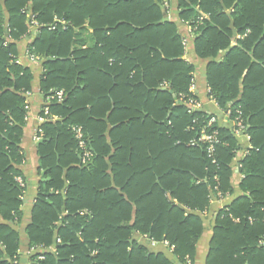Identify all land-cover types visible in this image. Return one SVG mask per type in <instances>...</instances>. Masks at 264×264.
I'll list each match as a JSON object with an SVG mask.
<instances>
[{"label": "trees", "instance_id": "1", "mask_svg": "<svg viewBox=\"0 0 264 264\" xmlns=\"http://www.w3.org/2000/svg\"><path fill=\"white\" fill-rule=\"evenodd\" d=\"M163 2L0 0V264L23 262L17 225L25 188L16 177L25 178L26 92L35 79L5 31L20 39L31 13L42 24L31 52L44 57L40 88L51 100L37 148L51 180L40 183L25 263L175 264L136 242V232L167 241L179 263L194 262L205 228L199 211L209 204L216 175L224 193L235 192L241 147L224 123L213 127L222 140L216 164L204 145H189L217 115L177 104L181 94L196 97L194 67L182 58L177 25L164 21ZM178 2L180 17L196 26L210 96L222 110L242 111L253 146L239 161L240 194L215 216L206 264H264V0ZM200 12L208 18L200 20ZM85 22L95 43L77 49L75 28L86 30ZM235 34L243 38L233 45ZM163 82L169 89H161ZM61 90L63 101L51 98ZM74 125L94 151L86 165Z\"/></svg>", "mask_w": 264, "mask_h": 264}, {"label": "crops", "instance_id": "2", "mask_svg": "<svg viewBox=\"0 0 264 264\" xmlns=\"http://www.w3.org/2000/svg\"><path fill=\"white\" fill-rule=\"evenodd\" d=\"M162 7L164 12V21L175 23L177 25L178 32L183 38L185 52L182 58L186 61H189L194 67V78L192 84H194L193 92L196 94L195 99L200 101L203 110L207 111L210 114H216L220 120L224 119L222 112L223 110L218 106L213 97L210 96V88L208 87L206 80L207 62L199 57L195 48L194 39L197 35L195 32L196 26L193 25L192 20H185L180 17L178 0H164ZM200 14V17H203V19L208 18L205 13L200 12ZM29 18L30 19L27 18L28 29L20 39L15 40V38L11 37L9 29L5 31V36L8 38V40L15 44L17 61L27 65L35 76V79L33 81V90L28 91L30 94L26 92V96L28 97L29 113L27 116V124L22 141L24 160L21 168L25 176V178H22L25 182L26 187L23 196V204L21 207V220L17 225V229L21 237V253L23 254V262L20 264H26V257L29 256V254L32 252L31 248H29L26 228L32 222L33 207L38 196L40 183L42 181L46 182L51 180V177L47 175V170L41 169L40 157L37 148L38 144L42 141V137L40 139H37V128L43 122L42 118H45L46 115L49 114V109L46 106L51 100L46 98V95L40 88V76L43 71L42 64L44 57L35 51L34 53L31 52L34 47L33 45L35 38L39 37L40 35L39 28L40 26H42V24H40L36 19V15H33L32 13L29 14ZM63 23L65 24L64 21ZM83 27L86 30H83L81 26L75 28V31L79 34L78 36H76V41L74 43V47L77 49H87L93 46L95 43V40L91 38L90 35L94 32L93 28L89 25L88 22H85ZM240 38H243V36L235 34V37L232 40L233 45H236V40ZM30 53L37 56L39 58V61L34 62L33 60H31ZM161 89H169V85L166 82H163V84H161ZM47 109L48 114L46 113ZM42 111H44L45 115H41ZM57 118L58 117H53L54 120H56ZM225 122L226 120L223 121V123ZM113 127L114 126H109L107 133H109V130ZM237 139L240 142L241 150L237 152L234 158L235 175L233 176V179L235 181V192L233 194L227 192L228 196L224 199L217 198L215 193L213 191L211 192V194L209 195L208 206L204 210L199 211L200 215L205 218V228L202 237L197 243L195 260L194 262H192L189 258H187L186 264H189L188 261L191 262L190 264H206L210 249V242L213 237L215 216L219 210L225 207L226 204L231 202L236 196L240 194V191L238 190V184L242 179V174L236 167L238 166L241 157H243L242 155L244 154V152H246L247 155L248 150L253 146L251 144V136L250 139L248 137ZM92 153L94 156L93 150ZM92 160L90 162H92ZM111 178L114 179L113 176H111ZM81 214H85V212H81ZM133 239L139 244L145 245L150 253L165 254L168 258L172 259L175 264H181L174 257L173 247H170L167 241L156 242L152 240L150 236L141 235L138 232L133 235Z\"/></svg>", "mask_w": 264, "mask_h": 264}, {"label": "built area", "instance_id": "3", "mask_svg": "<svg viewBox=\"0 0 264 264\" xmlns=\"http://www.w3.org/2000/svg\"><path fill=\"white\" fill-rule=\"evenodd\" d=\"M200 20H203V17H200ZM33 22H35V21H33ZM6 44L7 43H5L4 45H6ZM30 58L34 62L39 61V58L32 53H30ZM190 90L191 91L194 90V84H192ZM27 93L30 94L29 92H27ZM64 97H65V93L62 90L57 91L56 93H54L51 96L52 99L56 98L58 101H63ZM179 103L186 105L189 113H193L196 111L203 110L200 101L196 100L194 96H188V95L181 94L179 99L177 100V104H179ZM26 108L28 109L29 105H26ZM222 112H223L224 119L220 120L219 117L212 116L196 132L197 137L193 138L189 142V145L193 146V147H196L199 145H204L206 147L208 158L210 159L211 163H214V164L217 163V159H216L217 147H218V145H220L222 143L220 133H219V130L217 129V127L220 126L221 124H223L224 120H226V122L224 124H227L232 128L234 136H236L237 138L248 137L250 139V136L248 135V132H247V123L245 122V120L243 118V114H242L241 110H237L235 114H233L232 111L229 109L223 110ZM46 113L48 114V109L46 110ZM42 120L44 121L45 118L43 117ZM195 121H196V119L193 120V122H195ZM214 126H217V127L213 128ZM188 130H195V126H189ZM72 131H73L74 136H75L77 143H78V149L80 151L81 163L83 165H86L92 160L93 153H92V150L90 149L88 142L85 138L84 129L81 125H74V126H72ZM41 137H42V130L40 128H37V139H40ZM245 155H246V152H244V154L242 156L244 157ZM241 167L242 166L239 163L236 168L239 170ZM242 177H243V175H242ZM16 180L18 181V183L20 184V186L22 188L26 187L25 182H24L22 177L17 176ZM215 180H217L218 183L213 187V192L215 193V195L219 199L226 198L228 196V194L224 193L221 190L220 185H219V176L218 175L215 176ZM199 182H201V181H199ZM24 193H25V190H24ZM23 196H24V194H23ZM235 221L239 222L240 219L236 218ZM259 245L261 247H263V249H264V237L259 240ZM41 258H44V257H41ZM188 262H189V264L191 263L190 261H188Z\"/></svg>", "mask_w": 264, "mask_h": 264}, {"label": "water", "instance_id": "4", "mask_svg": "<svg viewBox=\"0 0 264 264\" xmlns=\"http://www.w3.org/2000/svg\"><path fill=\"white\" fill-rule=\"evenodd\" d=\"M264 35V34H263Z\"/></svg>", "mask_w": 264, "mask_h": 264}]
</instances>
